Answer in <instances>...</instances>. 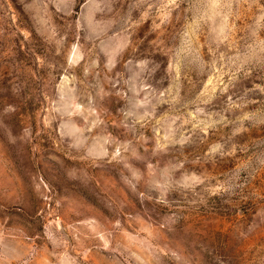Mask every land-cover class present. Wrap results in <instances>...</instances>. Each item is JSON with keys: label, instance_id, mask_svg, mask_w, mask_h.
I'll return each instance as SVG.
<instances>
[{"label": "rangeland", "instance_id": "rangeland-1", "mask_svg": "<svg viewBox=\"0 0 264 264\" xmlns=\"http://www.w3.org/2000/svg\"><path fill=\"white\" fill-rule=\"evenodd\" d=\"M0 264H264V0H0Z\"/></svg>", "mask_w": 264, "mask_h": 264}]
</instances>
